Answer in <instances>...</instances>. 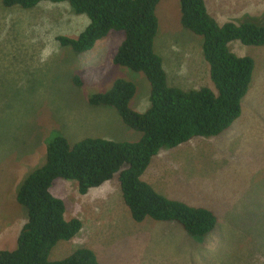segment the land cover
<instances>
[{
  "label": "rangeland",
  "instance_id": "obj_1",
  "mask_svg": "<svg viewBox=\"0 0 264 264\" xmlns=\"http://www.w3.org/2000/svg\"><path fill=\"white\" fill-rule=\"evenodd\" d=\"M206 4L219 25H264V0ZM155 14L153 49L162 59L168 85L215 91L202 56V39L180 26L178 0H160ZM87 24L86 16L74 14L67 3L43 2L22 10L5 8L0 1V251L16 249L27 212L16 202L14 191L43 163L52 136L61 135L70 143L140 138L115 109L88 103L93 94L106 92L122 79L136 88L129 107L138 113L147 110L145 77L112 62L123 33L111 31L83 54L56 41L58 36L76 39ZM228 48L254 61L239 117L216 137L160 150L142 176L165 198L211 211L214 231L192 237L173 222L134 223L116 176L85 195L78 194L76 182L56 179L51 194L64 202L65 218H78L82 229L72 240L58 242L51 260L85 247L99 264H264V47L234 41ZM75 77L81 85L74 84ZM52 132L56 134L50 136Z\"/></svg>",
  "mask_w": 264,
  "mask_h": 264
},
{
  "label": "trees",
  "instance_id": "obj_2",
  "mask_svg": "<svg viewBox=\"0 0 264 264\" xmlns=\"http://www.w3.org/2000/svg\"><path fill=\"white\" fill-rule=\"evenodd\" d=\"M0 1L5 8L22 10L43 2L67 3L74 14L86 16L88 24L76 39L56 37L60 46L75 54L91 51L111 31L122 32L124 38L113 56V65L142 74L149 84V106L143 113L129 107L136 88L122 79L88 100L92 106L115 109L121 122L140 134L136 142L84 138L70 143L54 135L56 132L50 134L54 136L46 143L43 163L29 172L14 191L27 218L16 249L0 251V264H99L95 253L85 247L62 259L49 258L58 242L72 240L82 229L78 218H65L64 202L51 194L56 179L76 182L78 194L85 195L116 176L123 204L134 223L146 219L173 222L192 237L211 234L216 227L211 211L165 198L142 176L160 150L176 148L195 138L216 137L239 117L254 61L237 57L228 44L238 41L244 46L263 47L264 25L233 21L219 25L208 13L204 0H178L180 26L202 39V56L215 88L185 91L168 85L162 59L153 49L157 33L155 9L160 0ZM73 82L81 85L79 78Z\"/></svg>",
  "mask_w": 264,
  "mask_h": 264
},
{
  "label": "crops",
  "instance_id": "obj_3",
  "mask_svg": "<svg viewBox=\"0 0 264 264\" xmlns=\"http://www.w3.org/2000/svg\"><path fill=\"white\" fill-rule=\"evenodd\" d=\"M205 1V4H206V0H204ZM206 8H207V4H206ZM211 15V14H210ZM212 16V15H211ZM213 17V16H212ZM215 19V18H214ZM216 20V19H215ZM217 21V20H216ZM264 47V46H263Z\"/></svg>",
  "mask_w": 264,
  "mask_h": 264
}]
</instances>
